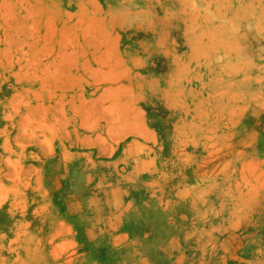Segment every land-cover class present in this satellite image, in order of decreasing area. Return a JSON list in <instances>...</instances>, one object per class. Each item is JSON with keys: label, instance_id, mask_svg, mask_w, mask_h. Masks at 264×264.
Masks as SVG:
<instances>
[{"label": "rangeland", "instance_id": "rangeland-1", "mask_svg": "<svg viewBox=\"0 0 264 264\" xmlns=\"http://www.w3.org/2000/svg\"><path fill=\"white\" fill-rule=\"evenodd\" d=\"M0 264H264V0H0Z\"/></svg>", "mask_w": 264, "mask_h": 264}]
</instances>
